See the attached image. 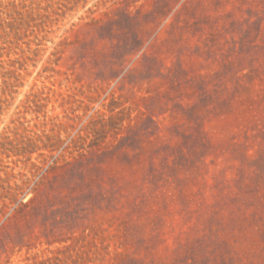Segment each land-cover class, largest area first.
<instances>
[{"label": "rangeland", "instance_id": "rangeland-1", "mask_svg": "<svg viewBox=\"0 0 264 264\" xmlns=\"http://www.w3.org/2000/svg\"><path fill=\"white\" fill-rule=\"evenodd\" d=\"M0 264H264V0H0Z\"/></svg>", "mask_w": 264, "mask_h": 264}]
</instances>
